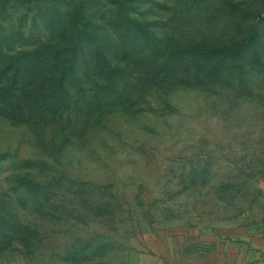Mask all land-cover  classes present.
<instances>
[{
  "label": "rangeland",
  "instance_id": "1",
  "mask_svg": "<svg viewBox=\"0 0 264 264\" xmlns=\"http://www.w3.org/2000/svg\"><path fill=\"white\" fill-rule=\"evenodd\" d=\"M85 2L89 25L111 29L116 8L110 0ZM128 2L129 14L140 23L150 27L149 22L160 19L166 28L151 25L159 33L171 31L164 22L169 15L178 18V27L217 39L248 36L253 24L260 29L258 47L264 46V0H186L197 4L190 14L182 9L183 0ZM68 9L67 3L55 0L42 7L16 5L5 23L17 27L21 42L40 44L54 33L44 11L58 28ZM236 82L213 89H152L143 114L104 116L99 128L57 156L50 154L49 142L54 138L59 143L68 133L60 134L62 123L37 128L0 117V153L6 154L0 162V197L15 200L17 217L36 235L31 242L15 239L1 249L0 264H131L132 253L143 264H200L213 240L237 241L262 231L264 74L248 78V86L239 90ZM166 102L170 111L163 109ZM49 163L66 177L107 187L118 195L124 212L114 222L71 227L41 218L23 188L13 191L9 186L15 177L48 180ZM102 206L92 203L87 209L98 212ZM99 233L112 236L115 248L104 258L71 261L70 249L83 247L85 235Z\"/></svg>",
  "mask_w": 264,
  "mask_h": 264
},
{
  "label": "trees",
  "instance_id": "2",
  "mask_svg": "<svg viewBox=\"0 0 264 264\" xmlns=\"http://www.w3.org/2000/svg\"><path fill=\"white\" fill-rule=\"evenodd\" d=\"M50 1L0 0V117L37 128L62 123L60 134L65 130L68 133L59 143L51 138L49 152L54 156L67 151L83 134L99 128L104 116L119 111L130 117L143 114L142 105L148 103L152 89H213L231 86L237 80L239 90L248 86V78L264 74V50L260 51L264 46L258 47L260 29L255 25L252 24L248 36L240 39H217L178 27L174 24L178 18L169 15L164 22L171 31L159 33L151 25L165 27L160 19L149 22L150 27L140 23L128 12L129 0H110L116 13L109 19L111 29L106 31L89 25L85 0H55L67 3L70 9L58 28L52 24L49 12L44 11L48 29L51 26L54 30L52 36L40 44L21 42L17 27L5 23L10 9L16 5L42 7ZM183 1L182 9L189 14L198 10L196 2L188 5ZM189 21L196 26L193 18ZM241 25L239 21L237 26ZM169 108L172 107L166 102L164 111H170ZM5 158L6 154L1 152L0 162ZM249 173L257 175L255 171ZM11 180V190L19 191L21 186L28 203L35 204L41 218L63 226L114 222L124 212L119 208L122 204L118 195L108 193L107 187L66 177L50 163L48 180ZM137 200L146 216H151L143 209V199ZM14 203L4 195L0 197V250L15 239L31 242L36 236L34 229L17 217ZM92 203L105 206L92 212L87 209ZM81 240L86 241L83 247L74 246L75 250L69 251L71 261L104 258L114 247L112 236L102 233L87 234Z\"/></svg>",
  "mask_w": 264,
  "mask_h": 264
},
{
  "label": "crops",
  "instance_id": "3",
  "mask_svg": "<svg viewBox=\"0 0 264 264\" xmlns=\"http://www.w3.org/2000/svg\"><path fill=\"white\" fill-rule=\"evenodd\" d=\"M213 243L200 264H264V229L252 237H241L237 241L213 240ZM139 258L132 253L131 264H143Z\"/></svg>",
  "mask_w": 264,
  "mask_h": 264
},
{
  "label": "water",
  "instance_id": "4",
  "mask_svg": "<svg viewBox=\"0 0 264 264\" xmlns=\"http://www.w3.org/2000/svg\"><path fill=\"white\" fill-rule=\"evenodd\" d=\"M261 187L264 189V182L261 181Z\"/></svg>",
  "mask_w": 264,
  "mask_h": 264
}]
</instances>
